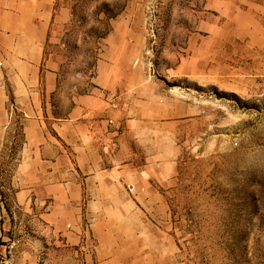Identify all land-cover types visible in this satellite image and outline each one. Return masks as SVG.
I'll return each instance as SVG.
<instances>
[{
    "label": "rangeland",
    "instance_id": "rangeland-1",
    "mask_svg": "<svg viewBox=\"0 0 264 264\" xmlns=\"http://www.w3.org/2000/svg\"><path fill=\"white\" fill-rule=\"evenodd\" d=\"M15 6L46 142L2 117L0 264H264V0Z\"/></svg>",
    "mask_w": 264,
    "mask_h": 264
},
{
    "label": "crops",
    "instance_id": "crops-1",
    "mask_svg": "<svg viewBox=\"0 0 264 264\" xmlns=\"http://www.w3.org/2000/svg\"><path fill=\"white\" fill-rule=\"evenodd\" d=\"M47 31L48 22L32 21L19 27L16 6L4 12L3 21L0 19V121L4 114L11 111L12 120L15 119L13 124L21 125L15 128L13 136L16 148L25 143L32 149L46 142L37 114H46L39 104L38 94L42 49ZM52 77L50 73L45 77L47 92L54 88ZM55 127L59 131L60 127L56 124ZM21 154L17 151L15 157L38 158L47 162L46 166L50 159H57L58 162L63 158L58 150L29 151L25 156Z\"/></svg>",
    "mask_w": 264,
    "mask_h": 264
}]
</instances>
